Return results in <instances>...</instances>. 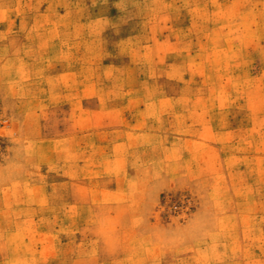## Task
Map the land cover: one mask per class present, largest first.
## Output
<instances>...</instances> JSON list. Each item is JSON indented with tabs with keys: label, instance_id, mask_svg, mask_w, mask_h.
Instances as JSON below:
<instances>
[{
	"label": "rangeland",
	"instance_id": "rangeland-1",
	"mask_svg": "<svg viewBox=\"0 0 264 264\" xmlns=\"http://www.w3.org/2000/svg\"><path fill=\"white\" fill-rule=\"evenodd\" d=\"M0 264H264V0H0Z\"/></svg>",
	"mask_w": 264,
	"mask_h": 264
},
{
	"label": "crops",
	"instance_id": "crops-1",
	"mask_svg": "<svg viewBox=\"0 0 264 264\" xmlns=\"http://www.w3.org/2000/svg\"><path fill=\"white\" fill-rule=\"evenodd\" d=\"M216 131H218L217 129H215Z\"/></svg>",
	"mask_w": 264,
	"mask_h": 264
}]
</instances>
